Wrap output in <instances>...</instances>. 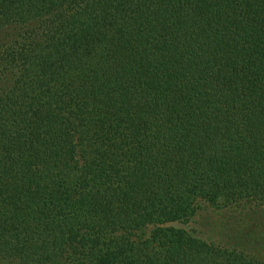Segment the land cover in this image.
<instances>
[{"label":"trees","instance_id":"16d2710c","mask_svg":"<svg viewBox=\"0 0 264 264\" xmlns=\"http://www.w3.org/2000/svg\"><path fill=\"white\" fill-rule=\"evenodd\" d=\"M261 215L264 0H0V264H264Z\"/></svg>","mask_w":264,"mask_h":264},{"label":"rangeland","instance_id":"374dc122","mask_svg":"<svg viewBox=\"0 0 264 264\" xmlns=\"http://www.w3.org/2000/svg\"><path fill=\"white\" fill-rule=\"evenodd\" d=\"M208 213L212 214L213 217H216L214 214H217L212 211L200 212V216H197L194 222L188 223L187 225H180V224L177 225L185 226L188 229L191 228L192 230L198 232L203 237L213 238V233L209 232V228H211V225H206L210 221V218L212 217L211 215H208ZM260 221H264L263 215L259 216L257 220L258 223Z\"/></svg>","mask_w":264,"mask_h":264}]
</instances>
